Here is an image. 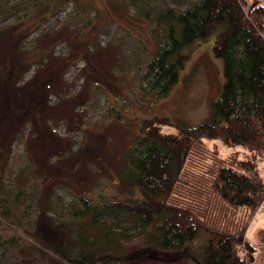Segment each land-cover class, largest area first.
<instances>
[{
  "label": "rangeland",
  "instance_id": "1",
  "mask_svg": "<svg viewBox=\"0 0 264 264\" xmlns=\"http://www.w3.org/2000/svg\"><path fill=\"white\" fill-rule=\"evenodd\" d=\"M196 1L0 0V198L12 196L17 181L15 212L32 220L30 234L0 230V264H69L82 236L100 264H197L205 234L164 252L150 243L152 228L143 233L127 214L97 225L75 214L82 198L141 199L128 156L145 119L192 126L209 119L225 81L214 37L185 49L167 96L150 90L147 76L166 44L159 14ZM258 165L264 178V156ZM247 237L264 264V205Z\"/></svg>",
  "mask_w": 264,
  "mask_h": 264
},
{
  "label": "trees",
  "instance_id": "2",
  "mask_svg": "<svg viewBox=\"0 0 264 264\" xmlns=\"http://www.w3.org/2000/svg\"><path fill=\"white\" fill-rule=\"evenodd\" d=\"M158 18L166 26V44L148 64L150 90L167 96L184 68L185 49L214 37L225 78L219 96L209 119L198 125L160 117L142 122L128 156L139 201L82 198L84 208L75 214H89L90 225L127 214L143 233L152 228L149 241L164 252L205 234L197 264H257L247 231L264 205L258 165L264 156V3L197 0L184 10L168 7ZM224 147L231 149L226 155ZM13 187L12 196L0 198V230L30 234L29 214L15 212L22 187L17 181ZM78 242L79 252L67 263L100 264L91 240L82 236Z\"/></svg>",
  "mask_w": 264,
  "mask_h": 264
}]
</instances>
